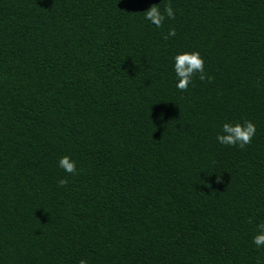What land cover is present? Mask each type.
<instances>
[{
  "label": "trees",
  "instance_id": "1",
  "mask_svg": "<svg viewBox=\"0 0 264 264\" xmlns=\"http://www.w3.org/2000/svg\"><path fill=\"white\" fill-rule=\"evenodd\" d=\"M261 223L264 0H0V264H264Z\"/></svg>",
  "mask_w": 264,
  "mask_h": 264
},
{
  "label": "clouds",
  "instance_id": "2",
  "mask_svg": "<svg viewBox=\"0 0 264 264\" xmlns=\"http://www.w3.org/2000/svg\"><path fill=\"white\" fill-rule=\"evenodd\" d=\"M144 18L152 23L155 27L160 28L163 26L166 19H175V11L171 3H167L163 10L157 5L153 4L144 11ZM176 30L170 29L169 36H175ZM174 72L177 76L178 83L176 87L180 91H187L189 85L192 83L193 76L199 73V79L204 81L210 79L204 71V58L200 55L199 51L181 52L174 57ZM256 132L255 124L250 120H245L243 124L236 122L224 123L222 130L217 134V141L223 145L239 146L244 148L252 142ZM59 166L66 172L72 175L77 174V169L74 161H71L69 156H63L59 160ZM67 179H60L58 186H66ZM258 232L253 237V243L259 248L264 246V223L257 225ZM79 264H87L85 259H81Z\"/></svg>",
  "mask_w": 264,
  "mask_h": 264
}]
</instances>
